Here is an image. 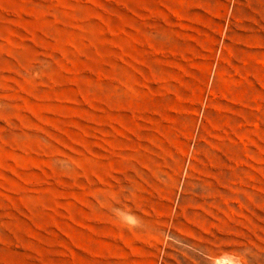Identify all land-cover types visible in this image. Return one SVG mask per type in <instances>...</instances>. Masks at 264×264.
<instances>
[{
	"label": "rangeland",
	"instance_id": "1",
	"mask_svg": "<svg viewBox=\"0 0 264 264\" xmlns=\"http://www.w3.org/2000/svg\"><path fill=\"white\" fill-rule=\"evenodd\" d=\"M0 264H264V0H0Z\"/></svg>",
	"mask_w": 264,
	"mask_h": 264
}]
</instances>
